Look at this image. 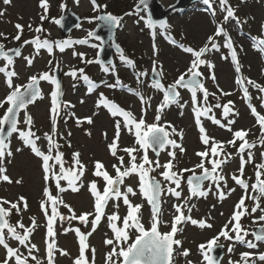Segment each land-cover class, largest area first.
Segmentation results:
<instances>
[{
    "label": "rangeland",
    "instance_id": "1",
    "mask_svg": "<svg viewBox=\"0 0 264 264\" xmlns=\"http://www.w3.org/2000/svg\"><path fill=\"white\" fill-rule=\"evenodd\" d=\"M138 1L139 0H97V3L101 6L99 11H104L117 17H123L121 20V28L116 33L115 40L123 49L124 55L134 61L135 65L134 68L128 66L113 70L112 82L99 85L96 83L95 79L98 74H100L101 69L99 63L96 62L99 49L90 46L93 43L99 44V42L88 37V32L93 31L97 23V21L90 23L89 19L97 16L99 11H94L91 0H79L78 4L75 0H48V19H45L42 23L40 19L43 14V9L40 7L41 0H12L10 5H4L3 0H0V11L4 13L3 16H0V33L4 34V36H0V43L4 44L5 49L19 47L21 50V55L14 58L13 67L18 74L13 78L14 84L24 85L28 82L29 77L43 72H49L53 75V70L58 64L63 93L61 100L74 106L61 111L57 121L56 139L61 145L59 151L63 153L66 167L71 166L72 154L77 151L80 153L81 161L86 166V171L82 178L84 186L80 191L72 192L69 190L60 194L63 200L71 205L76 215L94 212L93 197L88 190V185L91 181H97L98 187L101 191L103 190L104 181L93 175L94 163L96 161H101L105 165L107 171L113 176L115 175V171L112 165L118 163L116 158L110 154L108 145L114 138L115 119H119V117L113 118L103 107H96L101 94L109 101L115 102L124 110L131 111L138 119L143 114L147 123H154L156 109L163 99V93L149 87L151 81H149L148 77L152 71L153 61L157 63L158 71L159 66H162L163 75L161 77V83L165 87L171 85L180 74L186 71L192 60L191 55L185 53L180 46L193 47L198 50L207 42L209 36L214 35L218 27H223L224 32L231 37L233 46L237 52L239 64L241 65V72L239 74L236 73L235 66L231 61L230 51L223 47L224 36L216 37V42L221 45L220 51L209 52L205 57V59L214 64L215 67L213 69H209L207 65H202L200 67V71L203 73L204 86L210 93H215L217 96H220V89L224 92L231 93V95L228 96H220L219 103L225 104L228 101L233 102L234 111L237 113L229 117L235 120V123L232 125L233 131L247 130L249 134L246 139L249 142L257 141V146L251 149L254 153L253 161L247 163L244 168L243 178L247 180L249 185L255 183V166L264 162V157L261 156V153L264 152V146L258 143L260 135L259 126L256 122V118L251 114V110L248 108L247 103L242 98V91L236 84V79L239 75L264 86L263 53L257 51L253 47V38L261 37L262 25H264V0H243V2L242 0H229L230 5L235 9L236 17L240 20L239 24L231 19L227 22L224 21L223 16L225 13L220 11L219 0H214L213 2L215 15H212V11L200 0L197 4L192 5L189 8L190 10L188 9L183 14H173L169 16L166 21L169 28L166 31L159 27L156 29H149L145 22L140 19L141 16H147L144 11L139 14L125 15L126 13L134 12L132 8ZM159 2L166 9L175 4L176 0H159ZM61 4L66 5L63 11L60 7ZM66 9H69L72 13L77 15L81 19V23L79 28H75L68 34L61 36L58 25L53 23L52 20L59 19ZM245 20H247V23H244ZM16 24L23 26L20 41L14 39L18 32L15 27ZM30 24L32 26L31 28L28 27ZM36 27H42L43 31L41 33H36ZM37 35H39L41 39H48L52 42L64 39H71L73 41L88 39L89 43L83 45L75 44L65 49L64 52H60L58 49L54 48L52 55H49L44 49H41L39 54H37L33 45L23 44V41L31 40ZM172 40H175L176 43H171ZM154 44L155 51L153 48ZM74 52L83 53L84 60H92L93 62L90 64L82 62L79 55H73ZM24 57L33 59L31 66L27 64ZM222 57H227V59ZM113 58V63H117L120 60L118 56H113ZM49 61L52 62L51 66ZM4 64V61H0V66H4ZM73 69H84V74L97 85L90 94L88 93V84H84L83 88L81 87L74 91L80 79L79 73L78 78L75 80L65 75V73ZM138 72L148 73L146 77L141 78L143 83L137 82L135 73ZM212 74L215 75V81L210 78ZM117 78L121 81V85L115 88L108 87V85L115 84ZM53 88L54 86L49 82L41 81L40 90L43 98H37V100L27 108V112L33 120L32 130L36 135L41 137V140L37 142L38 146L45 152L47 151V141L44 140L43 137L45 133H50L52 128L50 94ZM128 88H131L134 92L141 93L146 100L150 98L146 113L142 111L145 105L141 104L137 95L128 92ZM248 89L253 97L252 104L256 106L257 111L260 112L261 115H264V108L260 107L261 101L258 99L261 93L251 86H248ZM8 91L9 89L5 83V76L0 73V100L5 98ZM179 91V103L183 105V108L176 104L165 108L161 115L160 122L162 124H171L177 132L183 133L182 140L178 135L172 136V138L185 149L183 153H181L179 149H176L177 155L175 163L177 169L193 168L201 159L196 153L204 151L205 145H203L200 140V132L195 123L191 94L187 89H180ZM81 101H83V103H81ZM209 101L211 104L217 102L211 95L209 96ZM6 107L7 105H5V108ZM3 111L4 109L0 108V115L3 114ZM68 113H74V115ZM213 114L217 119H221L223 123H227L222 117V109L214 108ZM85 117H92L93 123L88 124L85 121L77 126V118L83 121ZM23 120L24 112L22 111L19 125L21 129L26 128ZM202 123L208 136L214 138L216 141L224 142L226 152L232 154L231 159H228L227 162L222 165L223 175H225L227 180V187L224 188L226 198L220 201L216 194L215 186L213 185L212 191L209 192L206 198H193L190 201V204L196 205L190 213L191 217L196 220H204L206 223L211 224L212 227L201 229L198 226L192 225L190 222L178 225V228L181 230L177 233L175 238L181 241V245L176 246L174 264H188V261H191V264H206V262L203 261L199 245L206 244L220 233L233 215L235 205L238 203L241 196L244 195V190L231 179L233 174L237 176L240 175V156L237 154L240 141H237L235 147L228 145L227 141L233 139L232 132L220 128L206 118H202ZM168 130L171 131L170 129ZM69 132L71 136L68 135ZM88 133H90V135ZM104 133H107V137H105ZM69 141L71 147L68 146ZM133 146H135V137L126 130L122 131L119 139V148L123 149ZM10 147L13 156L9 158L10 162H5L4 166L7 169L6 174L13 180V183L9 184L0 181V198L12 202H16L19 197L26 198L28 204L27 211L19 215L13 211V214L9 217V221L12 224H16L17 221H22L25 226H30L31 218H36L38 227H36L32 233L30 240L31 243L35 244L39 249V251L34 254L43 261V264H47L45 243L46 219L40 208L41 201L45 199L43 192L46 186L43 179L42 162L38 157L34 156L30 148L23 145V142L18 139L17 134H14L10 138ZM17 148H20L21 151H16ZM118 155L124 156L125 163H127V154L119 151ZM149 156L151 159H156L151 152H149ZM220 158H224L223 154H221ZM245 158H247V153H245ZM159 160L161 164L169 160L166 151L161 152ZM206 166L209 168L211 167L210 164H206ZM58 167L59 166H57V171ZM160 171H163V169H157V171L151 173V175L155 176L157 179H161L159 176ZM197 173H199V170H197ZM189 175H191V173H185V179ZM21 178L22 183H15L17 179ZM61 183L62 186H66L65 182L62 181ZM125 184L137 190V195L130 196V199L133 204L143 205L141 208V222L144 223L145 227H150L151 207L138 192V178L136 176L126 178ZM48 187L54 196L57 195L54 182H50ZM204 187H208V182H205ZM182 189V197H187L188 188L186 183L182 184ZM230 189H235V191H232L229 195L228 192ZM121 190L123 191L124 189L122 188ZM249 191H251V188H249ZM179 202L180 201L170 196L162 198L161 219L163 223L160 225L161 232L170 231V225L174 214L173 204ZM114 203L116 202L109 201L105 209L106 216L101 220L96 231L88 238L89 250L86 255L89 260H92L91 249H95L94 264H105V257L111 250V246L105 245L104 241L113 236L108 226L107 215H111L113 212L117 211L114 207ZM245 203L250 211L253 206V201L246 200ZM119 204L118 213L119 216L123 218L127 214V208L123 205L122 201H120ZM261 207H264V199L261 201ZM59 212L64 215L69 214L67 209L62 206L59 208ZM185 214L188 215L189 213L185 211ZM259 215H261V212L257 210L253 216L245 215L242 218L241 224L249 233L259 227V224H253V219L259 217ZM92 219L93 217L90 216L89 221ZM66 228H80L81 232L87 233L91 231V224L89 223L87 226L81 225L76 220L63 224L57 221L56 246L58 249L67 252L68 255H60V253L57 252L55 255V264H74V260L79 256L78 238L74 231L65 232L64 229ZM229 228H231V225H229ZM230 234L234 235V233ZM245 239L252 240L253 237L249 235ZM8 243L11 247H20L21 252L26 253V249L22 248L17 241L8 240ZM257 243L258 246L256 249H249L244 244L236 243L232 240H225L221 237L217 241V245H221L223 251L219 264H229L230 261L238 262L243 252L253 253V258L259 253H264V243ZM230 245L233 248L231 253L228 251ZM184 250L189 251V256L184 257L180 254ZM5 256L6 250L3 246H0V264H2ZM31 264H34V262H31ZM256 264H262V262L256 260Z\"/></svg>",
    "mask_w": 264,
    "mask_h": 264
},
{
    "label": "snow or ice",
    "instance_id": "2",
    "mask_svg": "<svg viewBox=\"0 0 264 264\" xmlns=\"http://www.w3.org/2000/svg\"><path fill=\"white\" fill-rule=\"evenodd\" d=\"M12 0H3L4 5H10ZM78 4L79 0H75ZM214 0H202V3L212 11V15H215V9L213 8ZM243 2V0H242ZM94 11H99L101 6L97 3V0H91ZM40 7L43 9L41 15V23L48 19V0H41ZM61 10L66 8V5L61 4ZM106 7V6H104ZM149 0H139L134 12L126 13L125 15L139 14V11H146L147 16H141L149 29H156L159 27L162 30H167L169 25L166 21H157L152 18L150 12H148ZM220 11L225 13L223 19L225 22L235 20L236 23H240V20L235 15V9L230 5L229 0H219ZM4 13L0 11V16ZM123 17H117L110 13L94 16L89 19V22L103 21L105 27L111 32L115 28H119ZM63 17L59 19H53L52 22L61 25ZM247 23V20L244 21ZM18 32L14 37L16 41L21 40L23 32V26L16 24ZM31 28V24L28 25ZM80 27L79 24L76 25ZM42 27H36L35 32L41 33ZM224 36L223 47L229 49L231 55V61L235 66L236 73L241 72V65L237 58V52L233 46V41L228 36L223 27H218L213 36L207 38V42L198 50L193 47H180L185 53L191 55L192 60L186 71L179 75V77L172 83L165 87L161 83V77L163 75L162 66H159L153 61L152 67V81L149 87H152L156 91L163 93V99L156 109V116L154 123H147L144 115L138 119L131 111L124 110L118 106L115 102L109 101L101 94L97 101V108L103 107L108 113L115 119V135L112 142L108 145L110 154L116 158L118 163L113 164L112 167L115 171V175H111L105 165L101 161L94 163L93 175L101 178L104 181V187L101 191L98 187L97 181L93 180L88 185V190L93 197L94 212L82 213L76 215L71 205L67 204L60 194L71 190L72 192H78L84 186L82 178L86 171L85 164L80 159V153L74 152L72 154L71 166L66 167V161L63 158V153L59 151L61 145L56 139L57 136V121L60 117L62 110L74 107L67 102H63L61 97L63 95L61 90V83L54 75L49 72H43L38 75L29 77L28 82L24 85L14 84L13 78L18 74L14 70V57H19L21 51L18 48L5 50L4 44L0 43V60L5 62L4 66H0V73L5 76V83L9 89L3 100H0V108H3V114L0 115V181L13 183V180L6 174L7 169L4 166L5 162H10L9 158L13 156V152L10 147V138L17 134L18 139L23 142L25 147L30 148L34 156L41 160V167L43 170V179L45 181V188L43 199L40 203L41 211L46 219V257L47 264H55V255L57 252L60 255H68L67 252L58 249L56 246V223L59 221L61 224L65 222H71L73 220L78 221L81 225L87 226L91 224V231L87 233L81 232L80 228H66L67 231H74L79 242V256L74 260V264H94L95 249H91L92 260H89L86 253L89 250L88 238L96 231L97 226L101 223V220L106 216L105 209L108 206L109 201H115L114 207L117 211L111 215H107L108 226L113 233V236L107 238L104 243L107 246H111V250L105 257V264H174V253L176 246L181 245V241L176 239L177 233L181 230L178 225L186 222H190L192 225L198 226L201 229L205 227H212L211 224L206 223L204 220L193 219L190 215L195 204H190L193 198H206L209 192L212 191L213 185L216 189L218 199L223 201L226 198L224 188L227 187V180L223 175L222 165L231 159L232 154L227 153L225 150V143L216 141L214 138L209 137L207 131L202 123V118L211 120L215 125L220 128H224L229 132H232L233 139L227 141L228 145L236 146L237 141H240L237 148V154L240 156V175H232L231 179L235 184L239 185L244 190V195L241 196L238 203L235 205L233 215L228 223L220 231V233L213 237L206 244L199 245L203 261L206 264H217V259L210 253L215 251L214 245H217V241L223 237L225 240H232L236 243L244 244L249 249H256L257 242L264 243V207H261V201L264 199V162L257 164L255 171V183L249 185L247 180L243 178L244 168L247 163H251L254 158V153L251 149L257 146V141L249 142L246 137L248 136L247 130L233 131L232 125L235 123L234 119H230V116H234L237 113L234 111V104L232 101H228L225 104L219 103L220 96L231 95L229 92L219 90L220 96L215 93H210L203 83V73L200 71L202 65H207L209 69L215 67L214 64L205 59L206 55L212 51H220L221 45L216 42V37ZM0 36H4L0 33ZM88 37L94 40L100 41L99 44L93 43L90 46L97 48L100 51L103 50L104 41L94 31L88 32ZM6 38V37H5ZM88 39L83 40H71L64 39L60 41H49L48 39H41L39 35L31 40L23 41L24 45L31 44L34 46L36 53L39 54L41 49L46 50L49 55H52L54 48L60 52H64L65 49L72 47L75 44H88ZM171 43L175 44L176 41L172 40ZM116 52L119 54L120 61L125 65L134 68V61L127 58L119 44H114ZM253 47L264 53V25H262V33L260 38H253ZM155 51V44L153 45ZM99 52L97 55L99 56ZM74 56L79 55L82 62L92 63V60H84L83 53H73ZM227 59V57H222ZM29 66L32 65L33 59L30 57H24ZM96 62H99L98 60ZM51 66L52 62L49 61ZM12 69V70H9ZM59 65L53 70H58ZM102 70L105 73L112 71L111 65L104 66ZM82 78L88 84V93L90 94L97 86L90 78L84 74V69H73L65 75L72 77L74 80ZM147 72L135 73L138 83H143L142 77H146ZM211 79L215 81V75L212 74ZM41 81H47L54 86L51 91V123L52 128L50 133H45L43 139L47 141V151L41 150L38 146V141L41 137L36 135L33 129L32 117L28 114L27 108L30 104H33L37 98H43L39 84ZM236 84L239 86L243 94V99L247 103L248 108L251 110V114L256 118V122L259 126L260 135L258 143L264 146V115H261L257 111L256 106L252 104L253 97L249 93L248 86H251L259 91L261 95L258 99L261 101L260 107L264 108V86L256 83L255 81L237 76ZM121 85V81L117 78L115 84L108 85V87L115 88ZM180 89H187L191 94L192 111L195 117V123L200 132V140L205 145V150L197 152L196 155L200 157V162L193 168L177 169L176 166V149H179L181 153L185 151L181 144L177 143L172 136L178 135L180 139H183V133L177 132L171 124H162L161 115L165 108L170 107L173 104L183 108L180 101ZM128 92L137 95L142 105H145L142 110L146 113L149 101L139 92H134L131 88L127 89ZM213 96L217 101L215 104H211L209 96ZM83 103V101H81ZM5 105L7 107L5 108ZM222 109V117L227 123H223L221 119H217L213 114V109ZM24 112L23 123L26 128L21 129L20 125V113ZM74 115V113H68ZM88 124L93 123L92 117H85L83 121L77 118L76 123L79 126L83 122ZM67 122V121H65ZM170 129L171 131H169ZM126 130L129 134L135 137V146L119 148V139L121 132ZM90 135V133H88ZM71 136V133H68ZM107 137V133H104ZM63 138V137H61ZM68 146L71 147L70 141ZM16 151H21L17 148ZM122 151L127 154L128 161L125 163V157L118 155V152ZM154 153L156 159H151L149 152ZM167 152L169 160L166 163L161 164L159 157L161 152ZM55 153V154H53ZM247 153V158H245ZM223 154L224 158H220ZM264 157V152L261 153ZM206 164H210L211 167H207ZM57 166L58 171H57ZM157 169H163L159 172L161 179H157L151 173L156 172ZM199 170V173H197ZM191 173L185 180L184 174ZM136 176L138 178V192L141 197L147 201L151 207L150 227H145L142 223L141 208L142 204H133L130 196H136L137 190H134L132 186L125 184L126 178ZM65 182L66 186H62L61 182ZM50 182H54L57 190V195H53L48 187ZM205 182H208V187L205 188ZM223 182V187H222ZM15 183H22V178L17 179ZM186 183L188 188V196L182 197L183 189L182 184ZM174 186V187H173ZM124 189L123 191L121 189ZM251 188V191H249ZM235 189H230L228 194L230 195ZM165 196L174 197L179 203L173 204L174 214L173 220L170 225V231L161 232L160 225L163 223L161 216V204L162 198ZM246 200H252L253 206L249 211L246 206ZM122 201L123 205L127 208V214L121 218L118 213L119 202ZM63 207L67 209L68 215H64L59 212V208ZM28 204L24 197H19L16 202L9 201L7 199L0 198V246L6 250V256L2 264H43V261L37 257L34 253L39 249L33 243H31L30 237L36 227V218H31V225L25 226L22 221H17L16 224H12L9 221V217L15 211L16 214H21L27 211ZM50 209V211H49ZM257 210L261 212L259 217L253 219V224H259V227L249 233L241 224V220L245 215L253 216ZM185 211L189 213L185 214ZM93 217L89 221V217ZM119 222V223H118ZM231 225V228H229ZM230 233H234L231 235ZM251 235L252 240H246L247 236ZM8 240H15L19 245L26 249L25 252H21L20 247H11ZM233 250L230 245L228 251L231 253ZM184 257L189 256V251L184 250L180 253ZM256 260L264 264V253H259L253 258V253L243 252L240 255V261L232 262L229 264H256ZM191 264V261H188Z\"/></svg>",
    "mask_w": 264,
    "mask_h": 264
},
{
    "label": "water",
    "instance_id": "3",
    "mask_svg": "<svg viewBox=\"0 0 264 264\" xmlns=\"http://www.w3.org/2000/svg\"><path fill=\"white\" fill-rule=\"evenodd\" d=\"M200 0H176L175 4L167 7L166 9L161 5L159 0H149V8L148 12L151 13L152 18L157 21H166L169 16L173 14H183L188 10V7L191 5H194L198 3ZM138 4V3H137ZM136 4V5H137ZM136 5L133 7V11L136 10ZM143 12L142 11H139ZM147 15V12L144 11ZM107 14L104 11H99V15H104ZM61 25H58V29L60 31L61 36H64L68 34L71 30L77 28L76 25L81 23V19L72 13L69 9H66L63 15ZM60 17V18H61ZM119 28L113 29L111 32L108 31V29L105 27L103 21H97L95 28L93 29L94 32L98 36L101 37V39L104 41L103 44V50H99V56L97 55V59L99 61V64L102 66H108L113 63V56H119V54L116 52V49L114 47V44L116 43L115 36L116 33L118 32ZM98 41V40H97ZM100 43V41H98ZM19 49V47H17ZM15 49V48H13ZM122 49V48H121ZM8 50V49H7ZM123 50V49H122ZM124 53V51H123ZM264 57V53H263ZM56 79H58L61 83V74L58 70L54 71V74ZM149 80L152 81V71L151 74L149 75ZM62 90V87H61ZM21 114V113H20ZM154 155V153H153ZM155 156V155H154ZM187 179V178H186ZM185 179V180H186ZM215 251L210 253L211 256L215 257L217 259V264H219V261L223 255L222 247L214 246Z\"/></svg>",
    "mask_w": 264,
    "mask_h": 264
},
{
    "label": "trees",
    "instance_id": "4",
    "mask_svg": "<svg viewBox=\"0 0 264 264\" xmlns=\"http://www.w3.org/2000/svg\"><path fill=\"white\" fill-rule=\"evenodd\" d=\"M111 67H112V71H113V70L120 69V68H123V67H128V66L125 65L124 63H122L119 60L117 63H113L111 65ZM102 68L103 67H101V69H100V74H98V76L95 78L96 79V83H98L99 85L111 83L112 82L113 72L110 71L108 73H105L102 70ZM84 84H87V83L82 78H80L79 81H78V83L76 84V88H74V91H76L78 88H81V87L83 88V85ZM62 116H63V114H62Z\"/></svg>",
    "mask_w": 264,
    "mask_h": 264
}]
</instances>
